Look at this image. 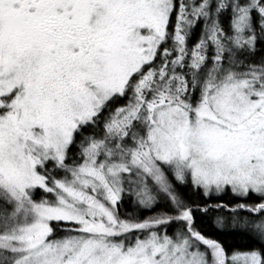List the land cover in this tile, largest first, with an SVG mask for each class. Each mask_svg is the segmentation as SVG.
Masks as SVG:
<instances>
[{
    "label": "snow or ice",
    "instance_id": "6c2138e0",
    "mask_svg": "<svg viewBox=\"0 0 264 264\" xmlns=\"http://www.w3.org/2000/svg\"><path fill=\"white\" fill-rule=\"evenodd\" d=\"M0 264H264V0H0Z\"/></svg>",
    "mask_w": 264,
    "mask_h": 264
},
{
    "label": "trees",
    "instance_id": "16d2710c",
    "mask_svg": "<svg viewBox=\"0 0 264 264\" xmlns=\"http://www.w3.org/2000/svg\"><path fill=\"white\" fill-rule=\"evenodd\" d=\"M221 239H230V237H221Z\"/></svg>",
    "mask_w": 264,
    "mask_h": 264
}]
</instances>
